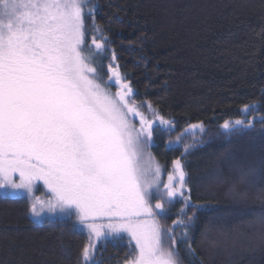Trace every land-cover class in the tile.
<instances>
[{
	"label": "trees",
	"instance_id": "16d2710c",
	"mask_svg": "<svg viewBox=\"0 0 264 264\" xmlns=\"http://www.w3.org/2000/svg\"><path fill=\"white\" fill-rule=\"evenodd\" d=\"M92 8L85 17L84 49L93 56V38L108 41L92 61L97 77L106 85L111 64L130 84L132 101L146 112L150 104L172 122L168 130H156L149 147L164 171L161 189L183 154L190 189L185 194L193 205L212 208L197 212L188 237L174 223H187L193 214L180 197L165 215L152 217L162 231L174 229L168 234L178 241L181 264H264V0H90ZM245 105L255 107L244 111ZM237 119L256 122L226 139L221 125ZM193 124L203 127L185 132ZM185 145H191L187 152ZM249 168L257 176L240 184V172ZM217 170L222 183L205 179ZM33 200V194L0 188V264H78L90 242L88 230L72 210L70 217L37 218ZM156 203L152 198L159 212ZM119 236L92 241L96 264L131 259L134 243L130 249V237Z\"/></svg>",
	"mask_w": 264,
	"mask_h": 264
},
{
	"label": "snow or ice",
	"instance_id": "6c2138e0",
	"mask_svg": "<svg viewBox=\"0 0 264 264\" xmlns=\"http://www.w3.org/2000/svg\"><path fill=\"white\" fill-rule=\"evenodd\" d=\"M89 2L0 0V188L23 190L31 196L34 184L42 181L51 199L45 203L37 198L31 205L34 215L46 208L70 217L68 210L74 208L90 241L81 250L78 264H96L92 241L105 235L123 239L120 233L131 238L130 249L135 242L126 264H181L175 248L178 241L168 234L174 229L162 231L151 219L141 218L165 215L166 206L180 197L193 214L187 223H174L183 225L188 237L197 212H211L212 208L193 205L185 194L190 189L183 154L173 161L162 189L160 166L144 163L145 150L157 130L155 121L160 126L172 122L159 116L150 104L153 118L149 119L141 111L144 105L130 99V84L111 64L109 81L118 86L115 96L96 81L92 61L95 54L107 50L108 41L94 37L95 54H84L85 17L94 11L88 9ZM253 107L245 105L244 111ZM135 118L138 128L132 123ZM255 122L225 121L222 135L230 139L243 134ZM182 138L183 133L177 141ZM190 147L185 145V152ZM148 159L150 162L151 157ZM257 171H241L238 182L252 183ZM260 171L264 172V161ZM205 179L213 184L223 182L219 170ZM152 198H157L159 212L151 207ZM260 223L264 225V218ZM166 240L171 241L167 247ZM195 251L189 243V254L194 256Z\"/></svg>",
	"mask_w": 264,
	"mask_h": 264
},
{
	"label": "rangeland",
	"instance_id": "374dc122",
	"mask_svg": "<svg viewBox=\"0 0 264 264\" xmlns=\"http://www.w3.org/2000/svg\"><path fill=\"white\" fill-rule=\"evenodd\" d=\"M83 50H84V54L87 55V56H91L90 54H88L85 49H84V45H83ZM108 78L106 80V85L104 84V82H102V79L100 77H97V74H95V79L98 83L101 84L102 87L105 88L106 91H108L111 95L115 96V93L117 91V88L118 86L115 85V82L114 80L112 81H109V76H110V73H108ZM131 99V98H130ZM142 112L145 113V115L149 118V119H152V113L150 111L146 112L144 111L143 109H141ZM132 123L138 128L139 127V119L138 118H135L132 120ZM154 127H156L157 129H163V130H168L169 128H171V125H168V126H160L159 125V121L156 120L155 123H154ZM186 129H188L189 131H196L197 129H190L189 127H187ZM150 147V146H149ZM149 147L145 150V153H144V163L147 165L149 163L151 164H154V165H158V163L153 159V157H151V154L149 153ZM149 157H151V161L149 162ZM160 166V165H159ZM160 168L162 169V172H161V176H160V180H163V174H164V171H163V168L160 166ZM17 182H19V177H18V174H14V177H13ZM41 187V188H39ZM8 190L9 192H13V193H17V192H24L23 190H13L9 187H5V190ZM35 191H37L38 194L34 193ZM40 191V192H38ZM34 192H33V195H34V200H33V203H36L37 202V198L40 199V201H43V202H47L49 199H51V193L48 192L47 188L44 186L43 182L42 181H37L35 184H34ZM69 210H72L74 213L75 212V209H69ZM37 211H40V204L37 203ZM56 213H60L59 211H57ZM55 213V214H56ZM60 214H63V213H60ZM53 213H50L46 210L44 211H41L40 212V215L39 216H36L37 218H41L42 216H52ZM141 219H144V220H148V219H151L152 218H148V217H142ZM153 221V220H152ZM101 221H98V223H100ZM103 223H107V221H102ZM156 223V222H155ZM106 232V230H105ZM121 234H126L128 235L127 233H120L119 235ZM111 235H105L101 238H110ZM100 238V239H101ZM131 239V238H130ZM135 245V242L132 241Z\"/></svg>",
	"mask_w": 264,
	"mask_h": 264
}]
</instances>
